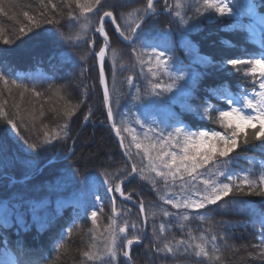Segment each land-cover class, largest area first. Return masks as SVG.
<instances>
[{"label": "trees", "instance_id": "obj_1", "mask_svg": "<svg viewBox=\"0 0 264 264\" xmlns=\"http://www.w3.org/2000/svg\"><path fill=\"white\" fill-rule=\"evenodd\" d=\"M53 2L67 13L62 0ZM227 2L233 14L219 17L215 14H198L196 9L201 0H182L185 7L181 12L186 13L188 27L167 12L160 14L157 20L148 22L145 27L147 36L159 40L160 49H168L166 55L172 57V75L185 76L183 81H177L172 93L160 97L144 94L147 81L141 72L147 75V79H152L147 74V66L142 69L137 64L132 68L135 64L132 45L122 42L108 22L110 49L106 56V77L118 126L123 121L135 128L140 137L153 121L165 134L172 130L169 125L176 120L182 122L179 126L192 131H222L218 125L203 118L202 109L197 111L198 106L207 101L227 108L224 96L220 94L223 88H227L237 104L241 103L242 94L251 96V80L230 71L231 66L226 61L232 58H259L264 52V0ZM145 3L146 0H104V10H112L118 18H126L129 12ZM171 3L174 5L176 0H171ZM38 6V0H0V8L3 9L0 11V27L6 32L13 31L19 27L17 21L26 23L23 12L38 14ZM13 16L15 20L10 19ZM174 20L176 22H171ZM119 22L123 23V19H119ZM78 31V22L64 19L58 26L44 24L12 45L0 43V74L42 94L40 97L26 94L21 107L34 106L37 116L41 108L45 113L36 122L35 129L25 131L21 126L19 134L0 119V260L7 258L5 252L18 253L23 247L26 254L20 257L21 264H100V261H86L81 255L91 244L102 250L105 243V236L100 233H96L97 238L93 239L90 213L98 211L100 232L108 224L113 199L118 210L131 208V216L127 219L141 220L132 204L122 201L117 193L106 190L103 173H119L125 167L130 168L132 161L123 155L119 141L108 125L96 60L93 56H89L87 61L80 60V55L99 50L102 37L89 32L95 45L91 42L88 45H83V42L69 43L65 39V36ZM168 33L170 36L164 35ZM136 47L139 51V43ZM111 49L118 53L115 89L111 76ZM121 64L125 67L121 68ZM128 75H132L134 85L141 88L140 100L132 98L136 92L135 87L130 88L126 83ZM160 79L172 82L163 74ZM56 89H60V96L64 99L54 94ZM117 96L119 104L116 103ZM4 97L8 99L6 110H13L11 105L14 102L20 103L15 90L11 97L8 93H4ZM76 104L80 105L79 109L67 119L63 115L64 110ZM85 116H89L88 120L84 119ZM137 117L142 122L147 121L144 129L135 123ZM66 120L69 137L43 145L41 125L57 128ZM124 135L133 160L139 163L142 154H137V149L131 145V137L127 133ZM26 139L28 143H41V147L33 151L25 143ZM237 152L240 155L233 154V170L248 167L245 156L256 162L264 160V151L252 147L238 149ZM254 172L259 174L258 164ZM128 192H132L137 204L143 200L147 205V233L150 240L151 212H159L160 208L176 210L171 209L170 205H163L151 186L138 177L125 184V193ZM94 193L101 197L99 202ZM243 199L252 203L242 210L230 204L226 209L209 206L216 209L214 212L203 210L212 217L211 224L199 220L186 222L194 235L207 234L206 230L212 228L219 236L226 238L217 240L222 259L215 264H264L259 255L260 247H256L261 245L260 225L256 221L264 213V197ZM101 206L103 213H99ZM122 219L118 217L117 223H122ZM160 222H164L162 216L156 218V223ZM172 232L177 239L185 238L178 227L173 226ZM148 240L133 246V264H152L151 253L147 252ZM62 241L67 250L57 251L56 246ZM169 264H172L171 260ZM176 264H191V258L180 256Z\"/></svg>", "mask_w": 264, "mask_h": 264}, {"label": "snow or ice", "instance_id": "obj_2", "mask_svg": "<svg viewBox=\"0 0 264 264\" xmlns=\"http://www.w3.org/2000/svg\"><path fill=\"white\" fill-rule=\"evenodd\" d=\"M62 3L63 7L68 9L67 13L53 0H38L39 6L36 9L38 14L23 12L26 23L17 21L19 27L11 32H6L0 27V43L12 45L20 37L28 36L44 24L58 26L64 19L79 23L78 32L65 36L69 43L83 42V45H88L91 42L95 45L96 42L88 34L90 31L98 33L99 37L103 38L102 46H99L98 51L90 50L80 55V60L87 61L89 56H93L98 61V83L103 89V104L107 108V121L111 122V128L119 138V146L125 149L124 155L132 161L130 168L125 167L119 173H103L104 184L107 185L106 190L109 193H118L122 201L136 203L132 192L125 193V182L138 177L140 181L147 182L151 186L163 205H170L171 209L176 210L173 212L168 208H160L159 212H151V239L148 240L146 226L149 222V214L145 202L138 201L139 217L142 219L130 221L127 217L131 216V208L125 207L118 210L116 200L113 199L111 215L102 232H100L101 222L98 211H92L89 217L93 239L97 238L96 233L105 236L103 249H97L93 243L88 250L82 251L81 255L86 261H100V264H133L131 254L133 246L148 240L147 252L151 253L152 264H169V260L172 264H176L180 256L190 257L191 264H204L205 261L208 264H215L221 261V249L217 245V240L226 238L219 236L212 228L206 230L207 234L194 235L186 222L199 220L211 224L212 217L206 215L203 210L208 209L214 212L216 209L209 206L226 209L230 204L233 208L242 210L252 203L243 199L244 197H264V160L256 162L245 156L248 161V167L245 170L237 171L232 168L233 154L240 155L237 152L238 149L252 147L264 151V147H261L264 146V52L259 58H232L226 61V64L231 66L230 71L242 74L243 77L251 80V96L242 94L241 103L237 104L227 88H223L220 94L224 96L227 108L207 101L198 106L197 111L202 109L203 118L218 125L222 131H192L179 126L182 122L176 120L169 125L172 130L165 134L164 130L153 121L140 137L135 128L129 127L123 121L119 126L115 122L106 77V56L110 49L108 22L115 26V32L123 41L132 45V55L135 56V64L132 68L134 69L137 64L142 69L147 66V74H150L152 79H147V75L141 72L147 81L144 94L150 97H160L163 94L172 93L177 87V81H183L185 76L172 75L170 71L172 57L166 55L168 49H160V41L149 38L145 33V27L149 21L157 20L164 12L174 16L181 24L188 27V21L185 19L186 13L181 12V9L185 7L184 3L182 0H176L173 5L171 0H146L142 7L129 12L126 18H118L114 11L104 10V0H62ZM0 11L3 9L0 8ZM196 11L198 14H215L219 17L233 14L227 0H201ZM10 19L15 20L16 18L13 16ZM119 19H123V23H120ZM171 22L174 23L176 20ZM164 35L170 36V33ZM137 43H139V51L136 47ZM117 55V51L111 49L113 89L116 88ZM120 67L124 68L125 65L121 64ZM161 74L169 77L172 82H163L160 79ZM126 83L130 88L135 87L136 95L132 98L140 100L141 88L134 85L132 75L126 77ZM0 85H2L0 87V119L18 134L21 126L25 131L35 129L36 122L45 115L43 109L41 108L37 116L34 106L22 108L21 104L25 101L26 94L34 97H40L42 94L34 88L30 90L16 79H7L5 74H0ZM14 90L19 95L20 103L14 102L11 105L13 110L9 111L5 107L8 99L4 97V93H8L11 97ZM54 94L64 99L60 96V89H56ZM116 103L119 104V96H117ZM79 107V104L66 107L63 115L70 119ZM89 115H91L90 110ZM88 118L89 116L84 117L85 120ZM135 123L144 129L147 121L142 122L137 117ZM68 128L67 120L59 127L51 129L47 124H42L41 143L50 145L53 141L68 138ZM124 133L131 137V145L137 149V154H142L139 163L133 160L130 146L125 143ZM25 143H28L27 139ZM41 143H28V147L36 151L41 147ZM257 164L259 174L254 172ZM93 195L97 202L101 200L98 194ZM99 213H103L102 206ZM192 213L195 215H191ZM158 216H162L164 222L157 224ZM118 217L124 218L120 224L117 223ZM256 222L260 225L261 245H264V213L259 215ZM173 226L178 227L184 233L185 238L177 239L172 232ZM186 228L187 231H185ZM261 245L256 247H260L259 255L264 260V246ZM56 247L57 251L67 250L63 241ZM25 254L26 250L23 247L18 253L5 252L7 258L0 260V264H21L20 257Z\"/></svg>", "mask_w": 264, "mask_h": 264}, {"label": "water", "instance_id": "obj_3", "mask_svg": "<svg viewBox=\"0 0 264 264\" xmlns=\"http://www.w3.org/2000/svg\"><path fill=\"white\" fill-rule=\"evenodd\" d=\"M111 27H112V29H113V31L115 32V26H113V25H111ZM115 34L118 36V38L121 40V41H123L122 40V38H120L119 37V34L118 33H116L115 32ZM123 42H125V43H128V42H126V41H123ZM129 44V43H128ZM96 65H97V69L99 70V63H98V61L96 60ZM100 88H101V92H102V95H103V89H102V87L100 86ZM106 107V106H105ZM106 114H107V108H106ZM108 123H109V127H110V129H111V131L113 132V134L115 135V132L112 130V128H111V122H109L108 121ZM116 136V135H115ZM117 137V136H116ZM117 139H118V141H119V138L117 137ZM121 150H122V152H123V154H124V148H121ZM128 163H129V161H128ZM129 165H130V163H129ZM130 167H131V165H130ZM128 181H126L125 183H127ZM135 207H136V209L138 210V212H139V209H138V205L137 204H135ZM141 219H142V217H141ZM146 230H147V226H146Z\"/></svg>", "mask_w": 264, "mask_h": 264}]
</instances>
